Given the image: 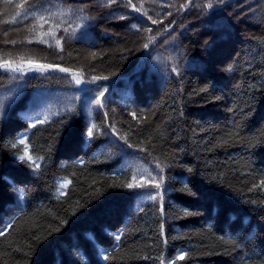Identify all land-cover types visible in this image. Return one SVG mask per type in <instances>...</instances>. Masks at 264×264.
<instances>
[{"label":"trees","instance_id":"trees-1","mask_svg":"<svg viewBox=\"0 0 264 264\" xmlns=\"http://www.w3.org/2000/svg\"><path fill=\"white\" fill-rule=\"evenodd\" d=\"M196 2L0 0V264H264V0Z\"/></svg>","mask_w":264,"mask_h":264},{"label":"snow or ice","instance_id":"snow-or-ice-1","mask_svg":"<svg viewBox=\"0 0 264 264\" xmlns=\"http://www.w3.org/2000/svg\"><path fill=\"white\" fill-rule=\"evenodd\" d=\"M119 2H120L121 4H123V3H124V0H119ZM116 3H117V0H104V6H110L111 4H116ZM217 3H219V4H223V3H225V0H217ZM126 6H131V7L133 8V10H139V9L137 8L136 5L132 4V0H127V5H126ZM200 6H201V5H200L199 3H197L196 0H187V3H184V4H181V5H180V7L183 8V9H189L190 7H191V8H199ZM21 7H22V5H21ZM204 7L208 8V9H212V8H213V3H212V2H208V3H206V4L204 5ZM66 11H67L69 14H71V15H75V14H76V12H74V11L71 10V9L66 10ZM80 11L82 12L83 10L81 9ZM36 12H37V10H36L33 6H29V7L23 12V14H21L20 12H17V13H16V16H21V15H22V19H27L30 15L33 16V17H35V16H36ZM142 14H143V15H147V12H143ZM170 14H171V13H169V15H170ZM47 15H48V18L51 19V17H52L53 14L49 12V13H47ZM39 18H40V19H45V15H44L43 12H42L41 15L39 16ZM82 18H83V19H86L87 17H82ZM124 18H125L124 16H121V17H120V19H124ZM149 19L152 20V23H153V24L157 23V21L154 20V19H152L151 17H149ZM13 22H17V21H15V18H13ZM173 23H174V22H173ZM133 27H135V25H133ZM139 30H140V29L138 28L137 31H139ZM166 30H167V29H166ZM67 31H68L67 28H65V32H66V33H67ZM147 31L151 32L152 29H151V28H148ZM70 35H73V36H74V35H75V30H73V32L70 33ZM53 39H56V38L53 37ZM59 39H62V37L59 38ZM59 39H57V41H56L57 43H59ZM148 39H149V41L151 42V41H154V40H155V37H149ZM41 42H43V43H47V41H41ZM12 43H15V41H12ZM50 46H51V45H50ZM144 47H145V48H148V43H145V44H144ZM51 67H52V65H49V64H41V65H36L32 70H34V71H40V72H47V71L49 70V68H51ZM0 68H4L5 70L10 71V72L12 73L11 79H13V80H15V79H19V76L16 75V73H19V74H21V75L24 74V71H23L22 68L10 67V66H9L8 64H6V63H5V64H0ZM228 70L230 71V70H231V67H229ZM59 71H61V72H66L67 69H65V68H59ZM172 71H173V72H177V74H178V69H176L175 67L172 69ZM94 79H104V80H107L108 77H101V78H94ZM76 83H77V84H80V81L77 80ZM95 91L98 93V95L92 97L91 100L89 101V103H95V104H98L100 107H104V102H103L100 98L103 97L104 94H105V92L107 91V86H101V85H98L97 88L95 89ZM2 113H3V105H0V116H2ZM133 116H135V113H133ZM37 119H39V118H37ZM47 120H48V117L45 116V117L43 118V121H40V122H45V121H47ZM32 126L35 127V122L32 124ZM93 126L95 127V125H93ZM112 127L114 128V125H112ZM24 135H26V133H25ZM92 135H93V130H92V128H87V137L90 139V138L92 137ZM18 143H24V136H23V135H22L20 138H18ZM11 146H12V147H16L17 145H16L15 143H13ZM128 146L131 147L130 144H129ZM19 159H20L21 161H23V160H24L23 155H20V156H19ZM40 159H42V157L37 156V157L35 158V160L33 161V164H34V166H35L36 168L39 167V163H38V161H39ZM190 170H191V169H189V171H190ZM261 183L264 184V181H261ZM12 186L15 188V184H14V183H13ZM64 186H65V185H64L63 183L60 185L61 188H63ZM127 187L131 189V188L133 187V185H132L131 183H129V184H127ZM157 187H159V185H157ZM61 194H63V193L61 192ZM148 195H149V198H150V199H155V197H154L151 193H148ZM14 222H15V221L13 220L11 223L5 225V227H6V228H11V227H12V224H13ZM4 234H5L4 229L0 228V236H3ZM114 238H115V240L119 241L120 238H121L120 233H117V234L115 235ZM182 255H183V254H180V257H181V258H182ZM109 257H110V253H109L107 250H105V251L103 252V259L107 260V259H109Z\"/></svg>","mask_w":264,"mask_h":264},{"label":"rangeland","instance_id":"rangeland-1","mask_svg":"<svg viewBox=\"0 0 264 264\" xmlns=\"http://www.w3.org/2000/svg\"><path fill=\"white\" fill-rule=\"evenodd\" d=\"M20 68H22L23 69V71H24V74L23 75H25V74H31V73H36L37 71H34V70H32L33 68H31V67H27V66H20ZM78 76V75H77ZM77 76H74L73 77V79H74V85L75 86H77V87H81V86H84V85H86V84H88L89 82H85V81H83V79H81L80 77H77ZM71 78V77H70ZM77 80H79L80 81V84H77L76 83V81Z\"/></svg>","mask_w":264,"mask_h":264}]
</instances>
